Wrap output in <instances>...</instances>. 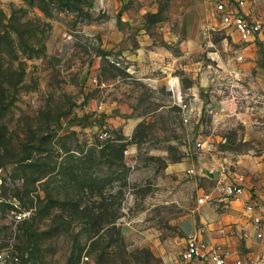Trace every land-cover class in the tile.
Returning a JSON list of instances; mask_svg holds the SVG:
<instances>
[{
	"label": "rangeland",
	"instance_id": "rangeland-1",
	"mask_svg": "<svg viewBox=\"0 0 264 264\" xmlns=\"http://www.w3.org/2000/svg\"><path fill=\"white\" fill-rule=\"evenodd\" d=\"M247 7L264 23V0ZM228 32L212 0H0V250H14L15 264H98L101 250L100 264H163L183 245L180 217L219 182L244 174L256 191L263 103L243 98L247 122L203 113L202 128L185 125L165 87L130 76L126 54L103 47L143 44L156 75L168 67L183 87L192 84L185 63L229 82H212L200 93L207 100L232 89L264 95V45L245 46ZM199 129L214 134L193 152ZM15 199L24 221L13 218ZM225 203L212 205L229 210ZM236 220L227 217L230 232L218 227L213 236L233 233L247 256ZM140 250L151 253L148 263L137 261Z\"/></svg>",
	"mask_w": 264,
	"mask_h": 264
},
{
	"label": "built area",
	"instance_id": "built-area-1",
	"mask_svg": "<svg viewBox=\"0 0 264 264\" xmlns=\"http://www.w3.org/2000/svg\"><path fill=\"white\" fill-rule=\"evenodd\" d=\"M212 2L214 14L217 15L223 26L229 30L228 35L236 42L245 46L264 45V23L251 15L247 7L249 0H212ZM242 58V56L239 57L240 60ZM107 59L115 66L122 64L120 57L108 55ZM95 72L94 70L91 74L93 83L98 81ZM169 90L172 92L174 104L180 109L183 123L185 125L200 124L201 113L197 111L196 105L187 100L173 84L169 85ZM236 92H232L229 97L239 108L242 107L243 98L247 99L249 97L254 99L255 103L259 104L261 102L264 105V95L254 94L250 91L243 96ZM218 112V110H209V113L213 116H216ZM227 113L230 117L235 116V113L228 111ZM213 134L214 132H200L193 141L192 151L197 152L205 148L207 140L212 138ZM189 172H194V169H190ZM250 185V180L244 174H234L231 178L219 182L214 189V193L199 198L200 204L223 201L240 203L256 241V246L252 247L249 254L243 256L237 250H233L224 244L205 239L206 228L200 227L195 233L187 237L184 247L176 258L171 261V264H264V199L256 191L252 192ZM13 203L16 207L13 215L14 220L16 222L24 221L28 212L19 207L16 199ZM18 261V255L11 248L0 250V264H15Z\"/></svg>",
	"mask_w": 264,
	"mask_h": 264
},
{
	"label": "crops",
	"instance_id": "crops-1",
	"mask_svg": "<svg viewBox=\"0 0 264 264\" xmlns=\"http://www.w3.org/2000/svg\"><path fill=\"white\" fill-rule=\"evenodd\" d=\"M103 47L105 48H112L114 47V50H120L122 53L126 54V57H128V72L129 75L132 77H135L136 79H142L146 81L147 85L151 87L152 90H156L159 87H165L166 91L170 92L169 98L174 104L173 98H172V92L169 90V85L173 84L176 89H178L183 96L189 100L191 103L195 104L197 107V111L201 113V116L203 113L210 114L209 110L213 109L215 111H219L216 115L217 117H223L225 120H229L230 122H234V120H243L247 122L249 119V115H246L247 113L242 112V107L239 108L236 103L230 99V95L232 92H236L234 89H232L231 92L228 93L226 97H222L220 99L216 98H210L209 100L203 98L201 96V91H205V89H209L211 86V83L215 82L213 86L216 88L219 87H227L229 82L223 81L220 79L217 75L213 76L214 74L209 73V71H202L203 69L200 68H192L187 63L182 64L184 73H186L191 79L192 84L188 87H183L180 83V80L176 76H171L170 74V68L159 66L162 71V74H159L158 76L156 73H158L157 69L154 65V63L151 61L152 57L150 53H148V47H145V45H141L139 47L131 46V44H127V46H120L117 45L115 42H103ZM72 44L70 41L66 40L63 42L62 46L59 48V55L66 59L71 54ZM125 48V49H123ZM121 57V56H120ZM101 56L97 58V66L101 63L100 61ZM153 64V65H152ZM188 66V67H187ZM221 69V68H220ZM96 71V70H95ZM161 73V72H160ZM229 72L223 71L222 77H225V79H229ZM168 74V75H167ZM213 79V80H212ZM111 90H117L118 86H115V84H110ZM125 88H129L130 85L126 84L123 85ZM233 86V85H232ZM122 87V86H121ZM123 88V87H122ZM237 93V92H236ZM177 106V105H176ZM178 107V106H177ZM179 108V107H178ZM228 112L235 113V116H229ZM211 115V114H210ZM201 116H200V124L194 123L190 126H194L195 128L199 126V128H202L201 123ZM213 116V115H212ZM251 119V117H250ZM249 121V120H248ZM198 125V126H197ZM201 132V129H199ZM212 138L207 140V143L211 141ZM194 141V139H193ZM193 144V143H192ZM249 179V178H248ZM251 186V185H250ZM256 192L264 199V177L260 178L259 186ZM221 203V202H218ZM226 207H229V210L225 211H219L217 210L216 206L212 205V203H204L199 204L195 209L187 212L185 215L180 217L178 221V228L179 231L182 234V238L184 240L183 245L181 249L184 247L185 241L187 237L193 233H195L200 227L206 228V233L204 235L205 239L224 244L233 250H237L236 244H237V236L233 233H225L224 236L221 237H215L213 235H218V232L221 231L218 227H221L222 230H226L230 232V229H232V225H225V219L227 217L233 216L237 218L235 221L237 226L236 228L240 231H244L245 235L248 237L247 240V246L251 250L252 247L256 246L254 236H253V230L247 220L245 219L243 208L238 202H229L225 203ZM214 217V219H212ZM127 224H123V230H127ZM219 230V231H218ZM181 251V250H180ZM179 251V252H180ZM178 252V253H179ZM176 258H168L164 259L163 264H171V261H173Z\"/></svg>",
	"mask_w": 264,
	"mask_h": 264
},
{
	"label": "trees",
	"instance_id": "trees-1",
	"mask_svg": "<svg viewBox=\"0 0 264 264\" xmlns=\"http://www.w3.org/2000/svg\"><path fill=\"white\" fill-rule=\"evenodd\" d=\"M104 219H106V218H104ZM104 223L105 224H113V226L116 225V221L115 220H105ZM138 252H143L145 255H148V257H144L145 255H142L140 258H137V256H136L137 261H142L143 259H145L143 261H145V263H148L147 259H149V257L152 256L151 253L149 251H146V250H140ZM103 257H104V252L101 250V252L98 254V260H99L98 264H100V261L103 260Z\"/></svg>",
	"mask_w": 264,
	"mask_h": 264
},
{
	"label": "water",
	"instance_id": "water-1",
	"mask_svg": "<svg viewBox=\"0 0 264 264\" xmlns=\"http://www.w3.org/2000/svg\"><path fill=\"white\" fill-rule=\"evenodd\" d=\"M205 172H206L207 174H209V176H210L211 178H214V177H215V174H214L213 172H210V171H208V170H205Z\"/></svg>",
	"mask_w": 264,
	"mask_h": 264
}]
</instances>
